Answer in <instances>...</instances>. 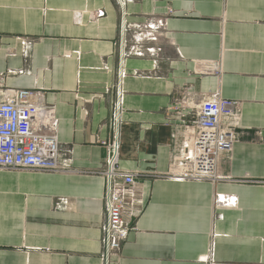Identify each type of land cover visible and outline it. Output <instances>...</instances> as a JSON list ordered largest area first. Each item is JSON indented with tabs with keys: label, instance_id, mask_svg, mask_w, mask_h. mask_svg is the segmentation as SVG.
<instances>
[{
	"label": "crops",
	"instance_id": "1",
	"mask_svg": "<svg viewBox=\"0 0 264 264\" xmlns=\"http://www.w3.org/2000/svg\"><path fill=\"white\" fill-rule=\"evenodd\" d=\"M152 19L167 31L137 40ZM121 62L120 167L150 174L136 178L143 205L124 215L136 230L111 264H264V0H126L124 17L117 0H0V93L42 90L72 160L67 173L0 170V264H103L102 143ZM186 92L239 103L216 183L166 176L183 151L173 105Z\"/></svg>",
	"mask_w": 264,
	"mask_h": 264
},
{
	"label": "built area",
	"instance_id": "2",
	"mask_svg": "<svg viewBox=\"0 0 264 264\" xmlns=\"http://www.w3.org/2000/svg\"><path fill=\"white\" fill-rule=\"evenodd\" d=\"M117 1L124 17L126 0ZM104 16V11H96L91 18L96 20ZM80 20L81 16L77 15V21ZM167 22L165 19L150 20L146 24V31L139 33L137 40L158 42L159 33L167 31ZM122 29L124 32V26ZM149 51L156 54L160 49ZM137 55H142L139 50ZM122 66L123 62L115 89L112 136L102 143L110 151L106 169L100 172L106 183L103 200L106 214L102 227L103 264H111L113 255L122 251L129 233L136 230L125 220L124 215L127 211L134 218L141 211L143 199L137 191L136 178L150 174L120 167L121 129L125 112ZM188 98L186 92L173 105L183 127V151L173 161L171 173L166 176L178 181L216 183L221 180L217 171L218 160L231 152L236 141L234 129L239 103L218 94H211L197 105L189 102ZM226 119L231 120L230 126L226 125ZM0 170L48 173H67L72 170L69 152L62 150L58 141L55 108L45 103L42 90L7 89L0 93ZM237 204L235 196L216 195L217 206L235 207Z\"/></svg>",
	"mask_w": 264,
	"mask_h": 264
}]
</instances>
